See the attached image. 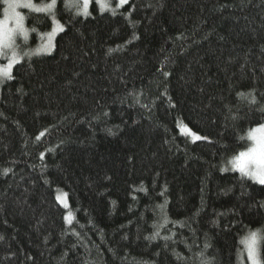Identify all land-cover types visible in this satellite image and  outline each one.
Wrapping results in <instances>:
<instances>
[{"label":"trees","instance_id":"trees-1","mask_svg":"<svg viewBox=\"0 0 264 264\" xmlns=\"http://www.w3.org/2000/svg\"><path fill=\"white\" fill-rule=\"evenodd\" d=\"M75 12L0 83V264H242L264 185L223 164L264 123V0Z\"/></svg>","mask_w":264,"mask_h":264},{"label":"snow or ice","instance_id":"snow-or-ice-1","mask_svg":"<svg viewBox=\"0 0 264 264\" xmlns=\"http://www.w3.org/2000/svg\"><path fill=\"white\" fill-rule=\"evenodd\" d=\"M127 2L128 0H118L115 7H113L112 0H95V3L99 5L101 13L110 11L113 15L116 14L117 8L122 7ZM2 3L4 7L3 18L0 19V57L6 58L7 64L0 65V78L12 79L13 65L19 63V59L21 58L18 52L19 46L16 43V37L18 35L23 36L27 40L29 31L24 25L25 16L18 9H29L31 12L43 13L51 18L52 29L50 32L44 34L47 42L43 45L42 50L51 49L54 46L52 41L57 32L64 31V25L56 18L57 0H40V3H35L34 0H2ZM91 4L92 0H64L65 10L70 11L75 8V15L77 16H90L91 12L89 8ZM32 31H35V29H32ZM25 55H28V53H25ZM240 95L243 96V93ZM250 102L255 103V98L253 97ZM188 131L191 132L190 129ZM191 134L195 136V133ZM40 135L43 136L44 133ZM247 137L255 142L254 145L234 155L228 163L233 170H238L242 176L249 177L264 185V123L254 129H250ZM195 138L200 139L199 136H195ZM241 139H244V137H241ZM8 171L10 170L5 169L4 174H7ZM57 198L59 199V197ZM65 219L71 223L73 220L72 214L69 213ZM166 223H168L167 219H165ZM261 231L257 230L253 232L250 230L248 235L241 240V243L245 246L247 259L250 261V264H262L260 240L264 239V236L260 235ZM158 235L159 230L153 234L151 239H155ZM202 264H207V261H202Z\"/></svg>","mask_w":264,"mask_h":264},{"label":"rangeland","instance_id":"rangeland-1","mask_svg":"<svg viewBox=\"0 0 264 264\" xmlns=\"http://www.w3.org/2000/svg\"><path fill=\"white\" fill-rule=\"evenodd\" d=\"M58 1V0H57ZM34 2H35V0H34ZM118 2V0H112V6L113 7H115V5H116V3ZM35 3H37V2H35ZM121 8V7H120ZM119 8H117V10H118ZM18 11H20L24 16H25V20H24V25H25V28L26 29H28L29 31H28V38H27V40H25L24 38H23V36H17L16 37V43H17V45L19 46V48H18V52H19V54H20V59H19V62L25 57V56H27V55H25V53H28V55H34V54H37V52H38V50H39V52H38V55H40V54H46V53H50V52H52L53 51V49H54V47H55V40H56V37H57V35L60 33V32H57V34H56V36L54 37V39H53V41H52V43H53V47L51 48V49H45V50H42L43 49V45L47 42V38H46V36L44 35V34H42L41 35V38H43V40H42V42H40L39 44H37L35 47H31V45H30V43H31V36H32V31H31V29L27 26V23H26V11H30L29 9H24V8H20V9H18ZM89 11L91 12V5H90V8H89ZM3 18V15L0 17V19H2ZM61 23V22H60ZM62 24V23H61ZM9 55H10V53H9ZM3 64H7V59L6 58H3V57H0V65H3ZM16 66V64L15 65H13V68H12V72H13V70H14V67ZM6 80V78H0V83H2V82H4ZM191 130V132H189L188 130ZM182 131L185 133V134H187V135H189L192 139H194V140H197L196 138H195V136H199L200 137V139H202L203 138V136L202 135H200L199 133H196V132H194L191 128H189L188 126H186V125H183L182 126ZM191 133H195V136H193ZM257 135H259V134H257ZM248 138V137H247ZM250 140V139H249ZM251 141V145H250V147L251 146H253L254 145V141H252V140H250ZM249 148V147H248ZM247 148V149H248ZM246 149H244V150H242V151H245ZM241 152V151H240ZM238 154V153H237ZM237 154H235V155H237ZM234 155H232V156H229L226 160H225V163L223 164L224 165V168H226V169H232V167H231V165L228 163V161L233 157ZM233 170V169H232ZM238 171V170H237ZM61 202H62V204H63V206L64 207H66V208H69V202H68V199L66 200V197L65 196H61ZM257 230H260V229H254V230H252L253 232H255V231H257ZM249 233V232H248ZM248 233H246L245 235H244V237H246L247 235H248ZM260 235L261 236H263V231H261V233H260ZM243 237V238H244ZM261 241L262 240H260V247H261ZM243 245V247H244V250H243V260H242V264H250V261L247 259V252L245 251V246H244V244H242Z\"/></svg>","mask_w":264,"mask_h":264}]
</instances>
